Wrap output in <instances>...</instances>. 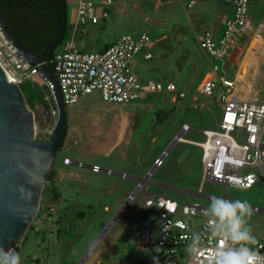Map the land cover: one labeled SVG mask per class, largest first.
Masks as SVG:
<instances>
[{"label": "rangeland", "instance_id": "obj_1", "mask_svg": "<svg viewBox=\"0 0 264 264\" xmlns=\"http://www.w3.org/2000/svg\"><path fill=\"white\" fill-rule=\"evenodd\" d=\"M128 9L130 5L126 0L114 1L109 8L108 21L103 23L106 36L117 30L121 34L132 35L147 31L157 41L162 33L170 32V26L145 21L140 14L125 11ZM85 40L88 41V38ZM200 47L178 45L171 34V39L156 43L152 59L140 61L136 66L144 82L171 79L180 88L187 90L186 98L173 101L172 93L154 92L134 102L108 103L104 107L98 91L87 95L89 103L93 105L89 106L88 114L96 121L113 120L118 113L122 115L124 125L134 121L135 127L130 133L125 128L117 136L118 141L112 144L121 146L124 140H128L126 136L132 137L138 152L128 156L130 167L122 168L117 165L121 159L117 155L118 150L100 149L96 150L98 155L88 156L85 154L88 151L78 150L77 144L68 140L60 150L54 170L64 197L54 200L44 190L40 208H49L40 216L37 215L32 223L33 229H29L21 239V264H128L140 255L139 244L147 223L143 208L146 190L165 194L179 202L208 204L207 197L197 193L202 185L204 171L201 148L174 141L186 122L191 124L192 129L184 136L195 141H204L202 130L218 128L221 122L222 110L219 104L214 98L197 91L208 69ZM187 49L191 52H187ZM247 49L243 59L251 63L257 58L259 62L254 66L252 79L243 82L236 80L238 93L244 96L251 90L253 100H262L264 55L251 53L249 47ZM21 86L28 98L37 97L47 102H33L29 105L36 114V138L46 139L57 117L50 99L51 91L41 76L36 82L24 81ZM194 96L197 98L194 99ZM70 106L66 108L69 110ZM77 106L82 108L81 103ZM47 107L50 108L49 114ZM160 116L166 117L163 119ZM165 150H168V154L164 164L154 171L151 182L146 183L144 190L138 191L125 209L117 214L136 191L139 178L146 176L153 167L155 157L161 156ZM65 156H70L74 162L65 164ZM94 163H98L103 171L96 173L92 169L88 170V164ZM108 169L113 173H108ZM120 173L132 177L124 178ZM203 192L217 197L226 195L229 200L245 201L250 206L246 220L252 234L257 238L264 236V183L250 188H226L224 184L208 179L203 185ZM50 202L51 205L48 204ZM106 205L110 209L106 210ZM52 207H58L68 214L69 219L63 221L61 213L51 210ZM200 219L196 217L193 221Z\"/></svg>", "mask_w": 264, "mask_h": 264}, {"label": "built area", "instance_id": "obj_2", "mask_svg": "<svg viewBox=\"0 0 264 264\" xmlns=\"http://www.w3.org/2000/svg\"><path fill=\"white\" fill-rule=\"evenodd\" d=\"M115 0H78L77 17L74 25L61 42L60 49L50 60L54 73L60 84L65 105L79 102L82 96L98 91L103 103H129L147 97L154 92L172 93L179 100L186 98L187 90L178 87L171 80L143 81L136 70L135 60L142 57L150 60L154 57L153 49L157 41L147 32L139 34H121L109 46L99 52L84 51L76 44V34L88 23L97 24L110 15L109 8ZM233 6V15L225 21L223 34L215 38L207 29L200 37V46L214 60L212 69L219 72L224 69L227 58L236 40L254 28L250 15L251 0H226ZM191 6V4H190ZM252 40L264 42V22H260L253 30ZM264 55V50L259 51ZM0 62L11 80L19 85L24 81L36 82L40 73L38 64H32L24 53L8 39L0 24ZM47 63V62H46ZM50 89V86L47 84ZM236 82L222 74L214 78H205L198 87V93L214 98L222 110V118L218 128L202 130L205 140L195 141L184 136L192 129L186 122L174 141L196 145L202 150L204 167L202 185L197 192L208 199L214 195L203 192L204 183L210 179L229 186L250 188L264 183V100L256 101L248 97L242 98L236 93ZM51 101L55 99L51 94ZM168 154L165 150L154 160L153 167L145 178L140 180L136 191L129 196L133 200L138 191L151 182L154 171L164 164ZM65 164L73 163L70 156L63 158ZM91 169L99 172L103 168L99 164L91 165ZM108 173H113L108 169ZM123 177L127 174L122 173ZM143 202L147 223L143 228L139 244L140 255L128 264H154L153 257H158L160 264H211L210 252L218 240L209 238L212 217L205 214L208 204L179 202L165 194H156L146 190ZM185 192V190H183ZM226 198V195L222 196ZM254 208V207H253ZM258 209V208H255ZM200 217L199 221H193ZM193 233H199L203 245L199 251L189 249ZM20 242L11 246L18 253ZM222 247L227 242L221 241ZM264 236L257 238V248L264 254ZM36 264V263H30Z\"/></svg>", "mask_w": 264, "mask_h": 264}, {"label": "crops", "instance_id": "obj_3", "mask_svg": "<svg viewBox=\"0 0 264 264\" xmlns=\"http://www.w3.org/2000/svg\"><path fill=\"white\" fill-rule=\"evenodd\" d=\"M126 1L130 5V9L125 10L128 11V13H137L140 14V16H142L145 21H152L155 24L161 26H170V32L162 33V35L157 39V42L160 40L167 41L171 39V34H173L176 44L181 46L187 45L188 47L190 45H196L200 47V37L207 29H210L213 32L215 38L221 37L224 31L225 21L233 15V6L226 0ZM77 2L76 0H68V22L71 25L70 31L77 17ZM250 15L254 23V28L236 40L230 55L227 58V63L224 69H221L219 72H214L211 68L209 69V67L212 66L214 60L204 49L200 47L203 52V58L205 61H207L208 65V69L206 70L202 81L209 76L217 78L222 74L228 75V77L233 79L235 82L236 80L242 82L248 81L253 78V69L255 64L259 62V59L256 58L253 62L249 63L247 60L243 59V54L248 47L251 49V53L259 52L261 49L264 50V42L260 43L252 40V33L253 30H255V27L260 22H264V0L250 1ZM107 21L108 19H101V21L97 24L90 22L84 27L83 30L80 29L76 34L77 46L89 52H99L109 46L119 35H121V31L117 30L106 36V29L103 23ZM86 38H88V41L85 40ZM255 46L258 47L255 48ZM187 52H191L190 49H187ZM144 60L145 59L142 57H137L135 60V65L137 66L140 61ZM250 92L252 91L250 90L247 95L242 96L238 93L237 86L236 93L242 98L248 97ZM194 97V99L197 98L196 96ZM172 100L176 101L177 99L173 96ZM263 100L264 99L258 101ZM79 103H81L82 108L77 106ZM106 104L108 103H103L102 106L105 107ZM89 106L93 107V105L89 103L88 96L85 95L81 97L78 103L71 105L69 110L66 108L67 131L64 146L68 140H70L71 142L77 144L76 147L78 150L88 151L87 153L85 152V154H88V156L98 155L96 150L115 149V151L118 150L117 155H119L121 158L118 160L119 164L117 165L122 168L130 167L128 156L135 155V153L138 152V150H136V147L138 146L133 144L135 140L132 137H130V139L128 136H126L125 139L128 140H124L123 145L117 146L113 145L112 143H116L118 141L117 136L121 134L125 128L128 130V132L131 131V129L135 127L134 121L131 120L129 121L128 125H124V119L119 113L117 117L114 116L113 120L96 121L91 115L88 114V108H90ZM108 118L109 117H106V119ZM100 132L102 135H100ZM88 170L91 171V164H88ZM100 171H103V169ZM119 175L122 176L121 173ZM127 177L130 178L132 176L127 175ZM144 178H139V180H143ZM55 181L60 188V180L57 179L56 175ZM61 195L63 198L64 196L62 192ZM48 204L51 205L52 202ZM90 207L92 206L90 205ZM48 208L49 207L47 206L44 207V212H46ZM105 209L108 210L110 208L106 205ZM51 210L58 211L59 214L61 213L63 221L69 219V215L60 211L58 207H52Z\"/></svg>", "mask_w": 264, "mask_h": 264}, {"label": "water", "instance_id": "obj_4", "mask_svg": "<svg viewBox=\"0 0 264 264\" xmlns=\"http://www.w3.org/2000/svg\"><path fill=\"white\" fill-rule=\"evenodd\" d=\"M59 35L40 51L30 50L14 36L2 11L0 24L50 86L57 117L46 139L36 138V114L20 85L11 80L0 62V246L5 249L21 241L37 217L46 185L51 182L66 128V105L55 73L46 64V55L64 39L65 27L57 7ZM47 113L50 108L47 107ZM164 185V184H163ZM130 198L117 213L125 209Z\"/></svg>", "mask_w": 264, "mask_h": 264}, {"label": "clouds", "instance_id": "obj_5", "mask_svg": "<svg viewBox=\"0 0 264 264\" xmlns=\"http://www.w3.org/2000/svg\"><path fill=\"white\" fill-rule=\"evenodd\" d=\"M205 214L213 218L208 230L209 238L218 240L210 252L211 264H264V254L252 247L257 244V237L247 223L250 206L245 201L214 197ZM221 241L227 242V246L222 247ZM202 245L200 234L193 233L189 249L197 252ZM153 261L160 264L158 257H153ZM0 264H21V255L14 249L0 246Z\"/></svg>", "mask_w": 264, "mask_h": 264}, {"label": "trees", "instance_id": "obj_6", "mask_svg": "<svg viewBox=\"0 0 264 264\" xmlns=\"http://www.w3.org/2000/svg\"><path fill=\"white\" fill-rule=\"evenodd\" d=\"M46 1L53 3L59 10L65 27V39L71 28L68 22V0H1L4 17L13 35L18 37L30 50L35 52L40 51L43 46L59 35L58 14L52 6L46 4ZM60 46L61 43L51 49L46 55V64L52 71H54V66L50 60L54 57ZM20 87L22 88L21 84ZM30 93L32 92L30 91ZM26 99L30 106L33 102H44L37 97L28 98L26 96ZM165 117L160 116L159 118L165 119ZM66 131L67 126L65 128L61 149L64 146ZM45 193L54 200H59L62 196L61 190L55 181V171L52 174L51 182L46 185ZM43 212V208H40L38 216ZM80 216L83 217L81 214ZM32 229L33 225L30 227V230Z\"/></svg>", "mask_w": 264, "mask_h": 264}, {"label": "flooded vegetation", "instance_id": "obj_7", "mask_svg": "<svg viewBox=\"0 0 264 264\" xmlns=\"http://www.w3.org/2000/svg\"><path fill=\"white\" fill-rule=\"evenodd\" d=\"M44 103H47V102H44Z\"/></svg>", "mask_w": 264, "mask_h": 264}]
</instances>
